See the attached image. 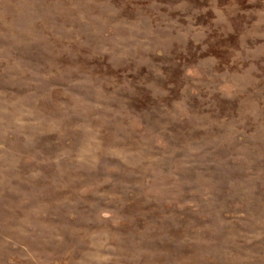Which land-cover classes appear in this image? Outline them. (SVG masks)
<instances>
[{
    "label": "rangeland",
    "instance_id": "obj_1",
    "mask_svg": "<svg viewBox=\"0 0 264 264\" xmlns=\"http://www.w3.org/2000/svg\"><path fill=\"white\" fill-rule=\"evenodd\" d=\"M0 264H264V0H0Z\"/></svg>",
    "mask_w": 264,
    "mask_h": 264
}]
</instances>
